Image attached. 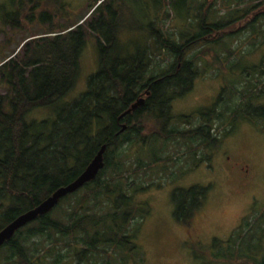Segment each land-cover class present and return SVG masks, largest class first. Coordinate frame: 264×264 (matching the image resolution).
<instances>
[{"label": "trees", "instance_id": "1", "mask_svg": "<svg viewBox=\"0 0 264 264\" xmlns=\"http://www.w3.org/2000/svg\"><path fill=\"white\" fill-rule=\"evenodd\" d=\"M92 1L79 20L62 23L54 17L63 16L64 4L53 3L58 9L48 12V26L31 30L19 50L0 62V229L73 181L100 147H106L96 178L18 230L0 247V264L134 261V254H140L135 241L138 226L150 213L147 202L135 198L160 186L154 181L145 186L144 180L165 174L166 164L177 165L189 152L195 164L209 160L205 154L196 159L195 152L216 145L219 136L234 128L235 108L229 107V100L221 110L216 109L218 102L199 110L184 120L185 129L175 126L172 103L191 90L203 50L216 53L247 18L251 35L260 34L264 0ZM41 3L24 15V24L43 22L38 16ZM90 35L96 39L98 69L87 78L85 91L66 103L63 99L76 83L79 58ZM260 35L264 41V32ZM140 98L143 104L119 119ZM42 107L52 109V120L26 121L28 113ZM243 113L240 117L247 121H264L262 115ZM225 116L230 119L216 136V123ZM122 125L126 129L120 132ZM179 142L187 148H175L182 157L176 155L177 160L165 150L169 143ZM171 176L175 179V172ZM208 190L198 185L173 190L176 221L194 226ZM254 227L257 233L243 249L237 241L244 234L240 226L216 257L230 264H264V256L256 259L264 218Z\"/></svg>", "mask_w": 264, "mask_h": 264}, {"label": "rangeland", "instance_id": "2", "mask_svg": "<svg viewBox=\"0 0 264 264\" xmlns=\"http://www.w3.org/2000/svg\"><path fill=\"white\" fill-rule=\"evenodd\" d=\"M38 1L42 2L38 16L42 15L43 22L24 24V15L29 13L31 7ZM57 1L47 3L45 0H0V62L13 51L19 50L20 43L31 30L41 31L48 26V12L54 13L55 9H58L53 5ZM253 1L256 3L259 0ZM62 2L63 16L54 17L58 23L79 20L93 1L62 0ZM246 21H241V24L234 27L238 32L226 39L225 45L219 47L216 53L213 51L207 53L203 50V55H200L201 62L198 63L199 74L191 90L175 99L171 109L176 117L175 126L178 129H185L187 125L183 123L184 120L195 116L199 110H208L217 102L216 109L221 110L223 104L229 100L227 102L229 107L235 108L232 118L234 128L230 134L223 137L221 135L223 126L230 117L225 116L223 119L225 122L216 123L214 134L221 135L220 142L195 152L196 159L205 154L210 155L209 160L200 163L195 161V164L189 152L177 165L166 164L168 172L165 174L157 173V176L150 177V180H144L145 186L151 181L159 183L160 186L153 185L154 187L140 192L135 198L138 202L146 201L150 213L139 224L135 239L142 255L134 254V261L130 259L126 264H230L224 263L216 256L220 257L232 233L238 227H243L244 234H240L238 240L236 239L242 245V249L247 240L257 233L254 222L264 218V121L253 123L240 117V111L245 107V97H234L233 72L236 67H243L246 62L264 60V41L260 35L264 32V22L258 25L260 34L254 36L248 31ZM18 22L23 23V27H19ZM174 26L179 27L181 24L174 23ZM197 52L198 49L192 51L189 57ZM97 69L96 39L90 35L85 39L79 58L76 83L63 101L67 103L78 98L86 89L87 78ZM1 92L5 93V90ZM54 116V112L48 107L36 108L28 113L26 121L38 123L52 120ZM190 122L194 125L196 119H190ZM179 143L175 145L169 143L165 150L177 160L179 158L176 155L182 157L180 152L174 153L175 148L182 145L187 148V143ZM169 171L175 172V179L171 176L173 172ZM195 185L208 187L209 190L203 208L193 219L194 226L188 227L174 218L175 204L172 194L177 188ZM263 256L264 239L256 259ZM214 257L217 262L214 261Z\"/></svg>", "mask_w": 264, "mask_h": 264}, {"label": "water", "instance_id": "3", "mask_svg": "<svg viewBox=\"0 0 264 264\" xmlns=\"http://www.w3.org/2000/svg\"><path fill=\"white\" fill-rule=\"evenodd\" d=\"M143 102L144 100L142 98L138 99L130 106L127 111L119 116V119L123 118L128 113L141 106ZM125 129L126 125H122L120 132H123ZM105 148V145L100 147V149L88 163L85 169L73 181L65 186L58 188L43 201H41L36 207L22 213L9 224L0 229V247L3 246L7 241H9L18 230L33 222L38 217L48 214L62 198L74 193L86 183L93 181L96 178L98 172L104 166L103 154L105 152Z\"/></svg>", "mask_w": 264, "mask_h": 264}, {"label": "flooded vegetation", "instance_id": "4", "mask_svg": "<svg viewBox=\"0 0 264 264\" xmlns=\"http://www.w3.org/2000/svg\"><path fill=\"white\" fill-rule=\"evenodd\" d=\"M233 81L234 97H245V107L241 113L244 112L246 116H264V60L246 62L243 67H236L233 72Z\"/></svg>", "mask_w": 264, "mask_h": 264}]
</instances>
